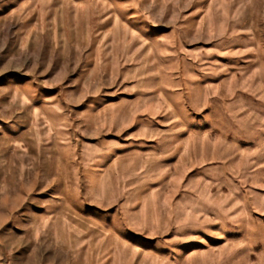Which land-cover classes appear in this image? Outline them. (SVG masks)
Returning <instances> with one entry per match:
<instances>
[{
    "label": "rangeland",
    "instance_id": "rangeland-1",
    "mask_svg": "<svg viewBox=\"0 0 264 264\" xmlns=\"http://www.w3.org/2000/svg\"><path fill=\"white\" fill-rule=\"evenodd\" d=\"M0 264H264V0H0Z\"/></svg>",
    "mask_w": 264,
    "mask_h": 264
}]
</instances>
